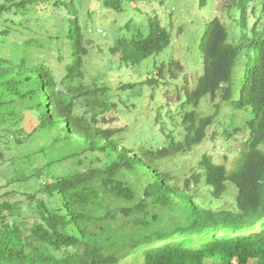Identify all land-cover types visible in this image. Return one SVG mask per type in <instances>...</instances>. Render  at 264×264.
<instances>
[{"label":"trees","instance_id":"trees-1","mask_svg":"<svg viewBox=\"0 0 264 264\" xmlns=\"http://www.w3.org/2000/svg\"><path fill=\"white\" fill-rule=\"evenodd\" d=\"M47 1L0 0V163L4 140L24 144L23 121L49 137L50 144L81 149L53 160L44 152L45 167L73 160L60 165L36 193L22 194L15 202V193L0 195V200L7 198L0 202V264H119L152 245L137 255L139 264H205L206 259L264 264V0H216L234 21L237 40L231 41L218 17L207 23L199 45L202 74L194 88H180L181 107L187 109L181 120L183 138L170 136L167 146L158 149L125 146L120 137L125 127H114V118L107 116L115 104L101 97L106 88L84 82L88 49L72 14L75 9L67 13L74 18H62L42 34L44 46L16 34L12 17L28 20ZM60 2L63 8L70 0ZM112 7L121 11L118 2ZM147 30L118 38L110 53L133 66L170 46L171 35L157 17L148 19ZM53 45L59 61L65 48L72 58L60 80L36 52ZM172 60L160 64L159 79L166 68V81L177 79L182 64ZM203 99L213 103V112L200 117ZM222 103L234 110L250 108L253 115L236 167L203 155L180 185L159 162L201 144ZM34 132L26 134L27 144ZM227 184L236 188L234 210L202 204L200 196L220 199ZM258 223L262 228L254 230ZM206 232V244L187 247L192 236ZM181 234L183 239L169 241Z\"/></svg>","mask_w":264,"mask_h":264},{"label":"rangeland","instance_id":"rangeland-1","mask_svg":"<svg viewBox=\"0 0 264 264\" xmlns=\"http://www.w3.org/2000/svg\"><path fill=\"white\" fill-rule=\"evenodd\" d=\"M60 1L48 0L46 4L41 5L43 8L38 7L39 11L34 14L35 16L31 18L26 16L28 20L13 16L16 34L22 33L24 39L34 38L38 46H44L46 38L42 34L51 30L52 23L55 26L62 18L75 16L81 25L83 42L88 49L82 65L84 82L106 88L105 94L101 97L115 104L107 116L114 118L112 123L114 127H125L120 134L124 145L131 149L143 146L158 149L167 146L170 136L175 141L182 140L181 120L187 109L181 107L183 96L180 95V88L185 84L188 89L194 88L196 80L202 74L199 45L207 23L218 17L229 32L231 41L237 40L235 23L228 18L227 12H221L219 2L216 0H110L111 5H106L108 0H70L62 8ZM229 1L226 0L227 3ZM117 2L120 5V12L112 7V4ZM72 8L75 9V12H72L74 16H68V10ZM150 17H157L161 25L169 31L170 46L161 54L151 56L139 65L132 66L120 62L110 53V48L120 37L137 32L147 34V21ZM22 37L19 40H23ZM36 52H39L41 58L49 64L58 80L65 75L66 65L72 61L71 57L65 55L66 48L60 51L63 56L60 61L56 46ZM32 57L35 61L39 59L37 54H32ZM169 59L177 60L182 64L177 79L171 82L165 79L168 76L167 68L164 71L165 77L161 79L157 77L160 64L168 62ZM153 78L159 80V83H146ZM128 86L132 87L128 88ZM180 96L181 99L178 100ZM212 105L213 103L208 99H203L198 108L199 116L212 114ZM252 118L250 108L234 110L229 103H222L221 111L207 131L205 140L193 147L190 152L159 162L161 168L172 173L180 185L190 176L203 155L212 158L217 164L234 169L241 146L249 135L247 123ZM20 128L24 144L17 147L11 144L10 140H4L5 144L1 148L4 158L0 163V195L6 192L15 193V199L11 202L20 199L22 194L29 196L40 190V184L48 180L49 175L53 176V172L59 169L60 165H72L73 158H70L68 159L70 161L45 167V162L42 160L44 152L47 159L53 160L68 156L76 148L81 149L79 145L64 146L63 142L60 145L50 144L49 137L41 132L36 134L30 123L25 124L23 121ZM31 132L35 135L31 136L27 144L25 136ZM41 148L44 151L38 152ZM46 158L45 161H48ZM39 168L44 170L38 171ZM235 194L236 188L227 184V189L220 199L200 196V201L210 208L228 205L234 206L231 209L234 210ZM37 196L42 197V195ZM4 200L7 198H2L0 202ZM260 224L258 223L254 230L261 229ZM207 233L209 232L192 236L190 239L193 243L188 244L187 247L200 248V245L206 244L209 241ZM247 233L240 234L246 236ZM181 239H183L182 234L172 236L169 241ZM155 246L141 247L134 255L123 259L119 264H139L137 255L140 251ZM215 263L220 264L216 259L205 260V264ZM253 263L254 261L250 264Z\"/></svg>","mask_w":264,"mask_h":264}]
</instances>
